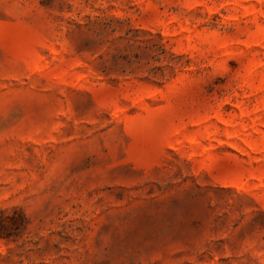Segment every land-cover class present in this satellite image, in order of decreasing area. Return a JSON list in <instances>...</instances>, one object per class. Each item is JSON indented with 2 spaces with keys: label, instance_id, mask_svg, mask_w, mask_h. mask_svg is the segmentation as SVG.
<instances>
[{
  "label": "rangeland",
  "instance_id": "374dc122",
  "mask_svg": "<svg viewBox=\"0 0 264 264\" xmlns=\"http://www.w3.org/2000/svg\"><path fill=\"white\" fill-rule=\"evenodd\" d=\"M0 264H264V0H0Z\"/></svg>",
  "mask_w": 264,
  "mask_h": 264
}]
</instances>
